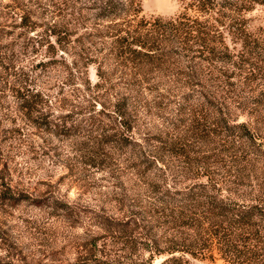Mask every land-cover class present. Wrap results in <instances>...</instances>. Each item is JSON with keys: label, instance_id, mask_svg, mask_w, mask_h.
<instances>
[{"label": "rangeland", "instance_id": "1", "mask_svg": "<svg viewBox=\"0 0 264 264\" xmlns=\"http://www.w3.org/2000/svg\"><path fill=\"white\" fill-rule=\"evenodd\" d=\"M188 1L140 0V14L164 20ZM88 5L0 0L5 264H75L82 247L102 240L101 213L136 218L135 241L127 242L123 261L158 264L168 255L150 257L144 236L147 243L158 240V248L169 243L166 214L192 183L205 180L204 174L264 178V160L249 154L234 126L249 121L250 112L264 113V4H252L232 20L222 17L231 60L192 59L191 52L176 49L138 77L119 58L105 57L103 28L95 27ZM234 22L236 34L226 27ZM113 110L123 125L114 122ZM256 131L264 143V124ZM243 156L252 160L245 164ZM17 192L27 199L12 203L7 194ZM185 257L190 264H224L214 253Z\"/></svg>", "mask_w": 264, "mask_h": 264}, {"label": "trees", "instance_id": "2", "mask_svg": "<svg viewBox=\"0 0 264 264\" xmlns=\"http://www.w3.org/2000/svg\"><path fill=\"white\" fill-rule=\"evenodd\" d=\"M255 3L264 4V0H189L182 12L164 20L143 17L140 0H89L88 9L95 27L103 28L105 57L119 58L123 68L138 77L165 62L167 53L176 49L191 52L189 58L192 59L225 57L231 60L233 54L227 51L219 23L222 17L232 20ZM188 9L192 10V15L187 14ZM235 24L226 25L232 34L237 31ZM101 73L99 65L96 74L100 78L103 77ZM22 96L25 98L26 94ZM113 111L114 122L123 125L121 113ZM249 119L234 125L240 131L237 138L245 147H250V155L264 160L263 137L256 131L264 124V113L250 112ZM116 131L110 137H114ZM121 139L129 142L125 137ZM244 157L241 160L245 164L252 160V157ZM204 177L205 180L192 183L182 193L183 197L176 198L174 204L177 206L167 212V222L171 224L168 228L172 230L169 243L165 242L168 239L164 240L163 247L158 248V240L150 239L147 243L148 238L144 236L143 249L150 257L152 254L168 255L158 264H190L185 255L212 256L213 253L224 264H264V178L250 174L222 178L204 174ZM7 197L12 203L27 199L22 192L9 193ZM182 200L186 203H181ZM33 203L39 205L40 201L36 199ZM97 219L105 231L100 236L102 240L97 242L98 237H95L89 248L82 247L75 264H152L151 259L140 258L139 262L128 263L122 260L124 251L131 247L127 242L135 241L131 237L135 216L114 217L101 213ZM103 248L107 251L102 252ZM0 264L5 262L0 261Z\"/></svg>", "mask_w": 264, "mask_h": 264}]
</instances>
